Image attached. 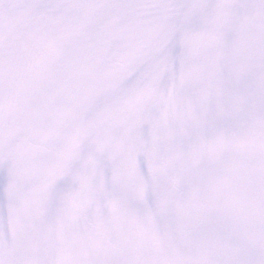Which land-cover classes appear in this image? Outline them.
Listing matches in <instances>:
<instances>
[{
    "label": "snow or ice",
    "instance_id": "obj_1",
    "mask_svg": "<svg viewBox=\"0 0 264 264\" xmlns=\"http://www.w3.org/2000/svg\"><path fill=\"white\" fill-rule=\"evenodd\" d=\"M0 264H264V0H0Z\"/></svg>",
    "mask_w": 264,
    "mask_h": 264
}]
</instances>
